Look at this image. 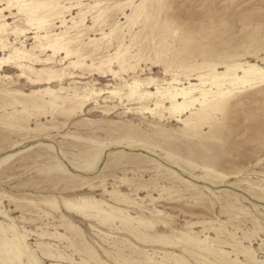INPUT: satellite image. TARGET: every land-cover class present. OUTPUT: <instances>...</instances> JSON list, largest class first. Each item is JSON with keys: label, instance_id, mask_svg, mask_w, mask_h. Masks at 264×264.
Instances as JSON below:
<instances>
[{"label": "rangeland", "instance_id": "rangeland-1", "mask_svg": "<svg viewBox=\"0 0 264 264\" xmlns=\"http://www.w3.org/2000/svg\"><path fill=\"white\" fill-rule=\"evenodd\" d=\"M46 1L55 7L43 32L73 33L71 18L84 17L85 41L116 29L118 39L103 47L102 59L115 60L120 41L127 67L110 65L117 76L107 63L100 70L91 61L67 68L51 84L63 98L45 97L54 105L33 93L46 81L33 84L13 63L5 67L0 232L6 229L20 258L0 240V264H264V0ZM0 5V20L28 31L9 29V46L41 59L52 54L39 46L23 14L6 8L5 0ZM63 56L55 57L57 69L68 65ZM250 66L258 72L244 78L252 81L204 121L153 115L139 109L153 107V99L124 95L134 79H153L149 89L155 90V83L176 76L199 82L200 74L229 70L243 77L242 68ZM115 87L120 95L109 92ZM83 198L122 212L104 204L115 215L105 220L65 206ZM128 214L144 220L146 238L130 233ZM48 247L63 257H45Z\"/></svg>", "mask_w": 264, "mask_h": 264}, {"label": "bare ground", "instance_id": "bare-ground-1", "mask_svg": "<svg viewBox=\"0 0 264 264\" xmlns=\"http://www.w3.org/2000/svg\"><path fill=\"white\" fill-rule=\"evenodd\" d=\"M2 1L3 0H0V4ZM5 3L7 5L6 8L12 10L16 8L19 13L24 15V19L28 24H30V26H35V29L37 30L36 38L40 42L39 46L43 50L51 51L52 54L45 59H41L39 58V56L23 49L22 47L16 46L14 44L9 46V29L11 30V33H15L16 35H25L28 32L27 28H20L17 25H15V27L9 28L10 23L7 21V19L0 20V51L4 52L0 55V76L6 78L8 76L7 73L5 75L1 74L4 73L3 71L6 66H9L10 63H13L14 66L20 71L19 76L28 78L29 81H31L33 84H43V82L46 81L45 84H47V86H41L37 90L35 89L33 92L38 95L44 96V98H42V102L51 103L52 105H54V100L63 98L61 95L57 94V91L52 87L51 84L54 80L60 79V76L62 75L61 72H66L67 68L69 67H78L83 64L88 65V61H91L89 66L96 65L100 70L102 66L107 63L109 66V71H111L115 76H117L118 73L115 69L110 67V65H112L113 63L118 62L122 69H126L127 65L125 64V54L127 48L122 49L123 46H121L120 41H118L117 50L114 54L115 60H113V57L111 56L106 58L105 60L102 59L103 56L101 55V50L103 49V47L108 48L109 44H113V41L118 39L116 29L111 30L109 33L102 30L100 38L89 37V41H85L82 38L83 33L87 32L90 29V27L86 26V24L84 23L85 17L81 18L79 22L76 21L75 18H71V24H73L72 28H74L73 33L67 31L60 34L56 33L49 35V31L46 30L45 32H43L42 30L43 28H46V25L48 24L47 17L49 16L51 9L55 7V5H53L51 2H48L46 0H5ZM41 9H45V13H43V11H40ZM2 11L3 8L0 5V13ZM65 20L66 19H62L63 22H65ZM106 40L107 42H105ZM58 56H63L61 60H64V65L67 64V61H69L68 65L57 69L53 63L55 62V57ZM35 61H43L44 65L40 68H36L33 65ZM238 68L239 67L235 68L234 70H237ZM242 71L243 77L237 75V72L233 73L235 77H231L230 75L232 73H230L229 70L219 71L207 77H205L206 75L204 76L200 74L195 78V80H199V82H193L194 79L191 78H188L186 82H183L176 76L170 81H165L164 83H155V90L149 89L153 86V79H150V81H147L145 84L137 79H134L132 82H126V84L124 85L125 89H127V92L124 93V95L128 99L134 98L139 102L146 101L147 99H153V107L148 105L139 107V109L145 110L147 113H151L153 115L168 112L170 115L175 116L176 118L181 120V122L184 121L185 123H188L191 120L204 121L212 112L219 110L220 103L225 97L232 95L238 88H242L246 86L247 83L252 81V77L246 79L244 78L245 75L250 76L251 74L258 72L257 68L252 66L248 68H242ZM68 74L72 75L73 72L68 71ZM44 76H46L47 78L44 79ZM208 82L210 84V87L207 86ZM120 91L121 88L115 87L109 92L112 95L116 96L120 95ZM94 93L95 91L93 92V94ZM25 96L29 95L26 94ZM45 97H52L54 100L47 101ZM185 113H189V116L183 119V114ZM55 202H51V204L53 206H56ZM104 204L108 205L111 210L114 209L116 212H122V209L96 199L83 198L76 201H65V206L67 207V209L72 212L77 211V214L79 212V214H84L86 217L90 218L92 216L96 217L99 214V216H103L105 220H107L109 217L114 219L115 215H113L112 212L107 211L104 208ZM87 209L92 212L88 213ZM124 217L125 221L130 224V228L132 229L130 233H133L140 239H143L145 236L140 232V228L141 225H145L144 220H137L130 214L125 215ZM134 220H137L136 225L133 223ZM103 222L105 223L106 221ZM72 224V222H69L70 226H72ZM8 227H12V225H8ZM5 230L6 229L2 228V231L0 232L1 245L10 244V249L13 253V256H15L16 258H20V252L15 249L11 239H9L6 235ZM59 236L63 235L60 233ZM17 238L21 240L22 236L17 234ZM160 241L164 242L165 244L174 243L172 239H167L164 237L160 238ZM46 246H49V243ZM6 250H8L7 247ZM43 254L45 255V257H52L53 259L63 257V255L59 251L54 252L49 247L43 250ZM173 256L177 255L175 254Z\"/></svg>", "mask_w": 264, "mask_h": 264}]
</instances>
